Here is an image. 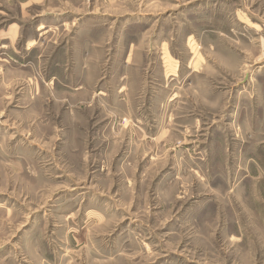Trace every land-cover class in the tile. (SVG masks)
Wrapping results in <instances>:
<instances>
[{"label": "rangeland", "instance_id": "obj_1", "mask_svg": "<svg viewBox=\"0 0 264 264\" xmlns=\"http://www.w3.org/2000/svg\"><path fill=\"white\" fill-rule=\"evenodd\" d=\"M0 264H264V0H0Z\"/></svg>", "mask_w": 264, "mask_h": 264}]
</instances>
